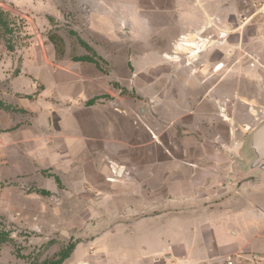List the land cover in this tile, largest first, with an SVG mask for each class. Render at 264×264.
<instances>
[{"label":"rangeland","instance_id":"374dc122","mask_svg":"<svg viewBox=\"0 0 264 264\" xmlns=\"http://www.w3.org/2000/svg\"><path fill=\"white\" fill-rule=\"evenodd\" d=\"M258 1L224 0L221 17L207 9L183 31L194 8L175 0H0L14 30L0 38V101L13 108L0 109V264H42L70 244L62 264L120 259L98 195L112 161L185 157L196 110L209 153L248 167L264 123Z\"/></svg>","mask_w":264,"mask_h":264},{"label":"crops","instance_id":"0c3cea01","mask_svg":"<svg viewBox=\"0 0 264 264\" xmlns=\"http://www.w3.org/2000/svg\"><path fill=\"white\" fill-rule=\"evenodd\" d=\"M195 1L201 10L194 0L174 2L194 8L179 20L187 23L183 31L205 24L208 11L218 17L224 11V0ZM191 115L185 157L112 161L98 195L113 216L111 233L126 248L102 264H224L231 256L232 264H264V172L242 177L240 165L209 153L197 126L204 116Z\"/></svg>","mask_w":264,"mask_h":264},{"label":"trees","instance_id":"16d2710c","mask_svg":"<svg viewBox=\"0 0 264 264\" xmlns=\"http://www.w3.org/2000/svg\"><path fill=\"white\" fill-rule=\"evenodd\" d=\"M11 24L12 22L10 20L9 14L0 9V38H6L12 35L14 30ZM48 40L54 47L56 57L58 59L62 58V56L64 55V46H63L62 38L55 34H50L48 36ZM73 61L92 63L95 64L96 67L99 69L98 61L91 56H82L79 58H73ZM0 109L4 111H13V108L2 103V101H0ZM8 241H9L8 234L0 233V245ZM73 249H74V244H70L69 246H67L66 249L60 251L55 258L48 261H44L42 264H62L70 257V255L73 252Z\"/></svg>","mask_w":264,"mask_h":264},{"label":"water","instance_id":"95a60500","mask_svg":"<svg viewBox=\"0 0 264 264\" xmlns=\"http://www.w3.org/2000/svg\"><path fill=\"white\" fill-rule=\"evenodd\" d=\"M247 146L253 155V159L246 170L241 168L242 177L257 171L264 172V123L252 132ZM120 172L121 169L119 168L117 173Z\"/></svg>","mask_w":264,"mask_h":264},{"label":"built area","instance_id":"2783aa9c","mask_svg":"<svg viewBox=\"0 0 264 264\" xmlns=\"http://www.w3.org/2000/svg\"><path fill=\"white\" fill-rule=\"evenodd\" d=\"M254 7L256 8V15H260L261 18L264 21V0H259L257 3L254 4ZM164 264H182L180 261L177 260H172L169 263H164ZM204 264H212L211 262H206ZM224 264H232L231 258H228Z\"/></svg>","mask_w":264,"mask_h":264},{"label":"bare ground","instance_id":"6f19581e","mask_svg":"<svg viewBox=\"0 0 264 264\" xmlns=\"http://www.w3.org/2000/svg\"><path fill=\"white\" fill-rule=\"evenodd\" d=\"M180 40V39H179ZM186 45H189V44H186V42L184 43V41L183 42H180L179 44H178V46L180 47V46H186ZM187 49V48H186ZM198 51V50H197Z\"/></svg>","mask_w":264,"mask_h":264}]
</instances>
